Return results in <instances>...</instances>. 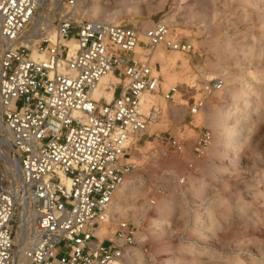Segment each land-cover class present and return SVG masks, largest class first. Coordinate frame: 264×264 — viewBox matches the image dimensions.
Wrapping results in <instances>:
<instances>
[{"label":"built area","instance_id":"obj_1","mask_svg":"<svg viewBox=\"0 0 264 264\" xmlns=\"http://www.w3.org/2000/svg\"><path fill=\"white\" fill-rule=\"evenodd\" d=\"M78 1L0 0V140L16 177L0 180V264H114L138 244L137 228L126 219L110 238L97 235L113 222L114 194L134 168L130 145L155 111H144L142 96L158 92L159 77L149 55L137 50L193 46L162 21L139 30L84 19ZM34 51H45L46 59H33ZM108 73L117 78L113 97L95 99ZM221 87L210 80L203 91ZM210 140L206 130L198 143ZM181 142L168 140L177 151Z\"/></svg>","mask_w":264,"mask_h":264},{"label":"rangeland","instance_id":"obj_2","mask_svg":"<svg viewBox=\"0 0 264 264\" xmlns=\"http://www.w3.org/2000/svg\"><path fill=\"white\" fill-rule=\"evenodd\" d=\"M78 12L139 30L167 18L172 34L193 46L181 52L158 44L161 57L154 47L137 50L159 77L158 92L145 94L155 111L129 148L125 210L97 235L110 238L121 219L137 228L124 264H264V0H79ZM184 54L186 64L169 60ZM216 79L221 89L205 93L203 85ZM206 130L211 140L202 146ZM14 174L0 140L2 185Z\"/></svg>","mask_w":264,"mask_h":264},{"label":"bare ground","instance_id":"obj_3","mask_svg":"<svg viewBox=\"0 0 264 264\" xmlns=\"http://www.w3.org/2000/svg\"><path fill=\"white\" fill-rule=\"evenodd\" d=\"M96 9V8H95ZM94 9V10H95ZM99 9V8H98ZM97 9V10H98ZM95 12V11H93ZM165 20H163L164 22ZM166 22L168 23V20L166 18ZM165 22V23H166ZM166 23V24H167ZM143 29H145V27H143ZM142 29V30H143ZM73 43V42H71ZM153 54L154 56H158V57H161L162 56V48L159 46V45H155L154 48H153ZM175 54V53H174ZM32 57L33 59H36V60H45L46 57H47V53L45 51H42V52H37V51H34L33 54H32ZM179 58L181 60V62L183 64H186L188 61L187 58H189V55L188 54H184V55H172V57L169 58V60H172L173 62L176 61V59ZM167 60V59H166ZM164 65V64H163ZM162 65V66H163ZM163 69H164V66H163ZM166 71V70H164ZM163 73V72H162ZM165 73V72H164ZM186 74V73H185ZM116 76L112 73H108L106 75H104L100 82H99V85L98 87L96 88V90L94 91L93 93V97L95 99H99L101 96H105L107 98V100H111L112 97H113V90L111 88H113V84L116 82ZM166 79V78H165ZM169 79V78H168ZM167 82V81H166ZM166 84H169V83H166ZM171 86V85H170ZM165 88V87H164ZM241 93V92H240ZM145 95V94H144ZM143 95V96H144ZM240 95V94H239ZM157 100V99H156ZM153 103V95H145L143 98H142V107L144 109V111H148L149 110V105L150 103ZM151 103V104H152ZM154 105V103H153ZM227 113V112H226ZM228 115V114H227ZM0 127H1V121H0ZM227 127V125H226ZM232 128V127H231ZM232 130V129H230ZM228 132V131H227ZM229 133V132H228ZM2 142V141H1ZM125 183V182H124ZM122 184L118 190L115 192L114 194V197H113V201L111 203V206H110V213L115 216V213H119V212H124V206H123V202L121 200V197H124V195L127 194V190L130 189L128 184L125 183V184ZM123 199V198H122ZM117 200V202H116ZM26 205V204H25ZM200 209V208H199ZM25 211H26V207L23 208V211H22V215H21V219H22V222H24V219H25ZM200 212L199 215H203V212L201 211H198ZM197 212V213H198ZM204 216V215H203ZM115 218V217H114ZM203 218V217H202ZM199 220V219H197ZM202 221V220H201ZM22 239H23V232L22 231H18V234L16 236V240L18 241L19 244L22 243ZM22 245V244H21ZM26 245V244H25ZM114 264H124L122 261H116Z\"/></svg>","mask_w":264,"mask_h":264}]
</instances>
